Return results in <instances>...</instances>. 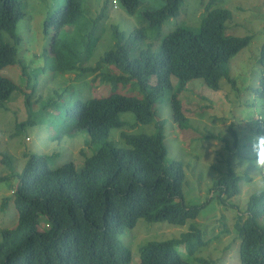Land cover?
<instances>
[{
	"label": "trees",
	"instance_id": "obj_1",
	"mask_svg": "<svg viewBox=\"0 0 264 264\" xmlns=\"http://www.w3.org/2000/svg\"><path fill=\"white\" fill-rule=\"evenodd\" d=\"M82 1L65 0V5L45 21V33L49 28L53 31V70L75 73L78 79L96 73L94 81L97 77V81L109 82L113 87L135 81L144 96L138 99L112 92L73 104L67 113L76 127L86 129L91 143L102 141L80 169L72 162L51 169L46 156L27 154L14 190L18 223L14 229L1 232L0 264H129L131 251L119 239L124 229L133 228L139 219L184 225L198 215V208L183 200L182 164L167 159L163 120L156 121L153 134L122 132L125 147H118L107 135L124 126L120 119L123 112H132L138 123L152 122L157 105L172 90V117L185 127L187 117L176 94L187 82L198 78L213 90L218 89L221 78L235 86L228 62L249 44L251 37L227 35L225 23L231 12L214 7L215 0H208L197 29L177 26L161 39L157 51L148 42L133 59L132 48L147 39V31L158 36L162 24L178 15L184 2L163 0L162 8L144 12L146 27H136L127 36L114 27L113 47L95 66H83L82 59L58 38L61 29L81 14ZM117 1L129 14H134L140 4V0ZM23 14L21 0H0V69L17 62L20 37L15 29ZM95 42L88 36L85 54ZM258 63L262 71L257 92L264 98V39ZM172 77L176 84H172ZM16 89L11 79L0 75V106ZM241 179L229 168L216 181L214 188L222 203L239 192ZM246 213L234 223L240 238V264H264V226L259 223L264 215V196L251 195ZM203 245L200 230L191 225L179 238L146 242L140 249L139 264H192L179 254L177 246H183L190 258L206 264V260L195 256Z\"/></svg>",
	"mask_w": 264,
	"mask_h": 264
},
{
	"label": "rangeland",
	"instance_id": "obj_2",
	"mask_svg": "<svg viewBox=\"0 0 264 264\" xmlns=\"http://www.w3.org/2000/svg\"><path fill=\"white\" fill-rule=\"evenodd\" d=\"M104 2L107 3L105 9ZM207 2L184 0L179 14L162 24L159 35L148 30L147 39L137 43L130 56L134 59L137 51L145 48L148 42L157 51L161 39L177 26L197 29ZM21 3L24 14L15 29L20 37L16 47L17 62L0 69V75L18 86L0 106V177L5 178L0 181V241L1 232L14 229L18 223L14 190L27 154L46 156L51 169L70 162L80 169L84 159L102 144V141L91 143L86 129L76 127L75 120L67 113L73 104L105 97L112 92L138 99L144 96L135 81L113 87L109 82L97 81V77L94 81L96 73H87L78 79L75 73L53 70V31L49 28L45 33L44 25L65 5V0H21ZM163 5V0H140L135 13L129 14L119 1L83 0L81 14L75 22L61 29L58 38L82 59L81 65L95 66L113 47L114 27L127 36L136 27L147 26L144 12L158 10ZM214 7L231 12V18L225 23L227 35L251 37L249 44L228 62L235 86L221 78L218 89L213 90L200 78L191 80L176 94L187 117L185 127H180L172 117V90L157 105V116L152 122L138 123L132 112H123L120 119L124 126L107 135L118 147H125L122 132L153 134L156 121L163 120L167 159L180 162L185 173L183 200L186 205L198 208L197 217L184 225L139 219L133 228L124 229L119 239L131 251L129 264H139L140 249L146 242L179 238L191 225L200 230L204 242L196 257L206 260V264H240V238L234 223L247 215L249 198L254 194L256 183L264 178L251 163L254 157L249 143L251 137L264 134V121L253 117L264 112V98L257 92L262 71L258 57L264 39V0H215ZM88 36L96 42L90 53L85 54ZM108 69L113 70H104ZM172 84H176L174 77ZM246 160L249 161L247 166L239 167ZM229 168L242 179L239 192L222 203L214 185ZM259 223L264 226V215ZM176 249L192 264H205L190 258L183 246Z\"/></svg>",
	"mask_w": 264,
	"mask_h": 264
},
{
	"label": "clouds",
	"instance_id": "obj_3",
	"mask_svg": "<svg viewBox=\"0 0 264 264\" xmlns=\"http://www.w3.org/2000/svg\"><path fill=\"white\" fill-rule=\"evenodd\" d=\"M253 117L264 121V112L257 113ZM252 117V118H253ZM239 121V120H237ZM250 150L254 157L251 163L254 165L257 173L264 174V134L255 135L250 138ZM249 161H244V164L239 167H246ZM254 195L257 197L264 196V178H261L255 185Z\"/></svg>",
	"mask_w": 264,
	"mask_h": 264
},
{
	"label": "built area",
	"instance_id": "obj_4",
	"mask_svg": "<svg viewBox=\"0 0 264 264\" xmlns=\"http://www.w3.org/2000/svg\"><path fill=\"white\" fill-rule=\"evenodd\" d=\"M116 1L115 0H113V3H115Z\"/></svg>",
	"mask_w": 264,
	"mask_h": 264
}]
</instances>
